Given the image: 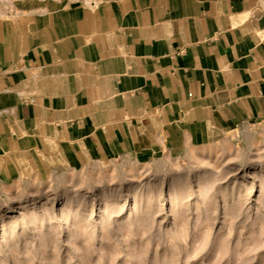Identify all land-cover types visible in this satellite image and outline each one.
<instances>
[{"label": "crops", "instance_id": "0c3cea01", "mask_svg": "<svg viewBox=\"0 0 264 264\" xmlns=\"http://www.w3.org/2000/svg\"><path fill=\"white\" fill-rule=\"evenodd\" d=\"M6 1L3 187L264 125V0Z\"/></svg>", "mask_w": 264, "mask_h": 264}, {"label": "rangeland", "instance_id": "374dc122", "mask_svg": "<svg viewBox=\"0 0 264 264\" xmlns=\"http://www.w3.org/2000/svg\"><path fill=\"white\" fill-rule=\"evenodd\" d=\"M0 264H264V125L0 185Z\"/></svg>", "mask_w": 264, "mask_h": 264}]
</instances>
